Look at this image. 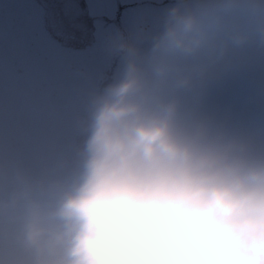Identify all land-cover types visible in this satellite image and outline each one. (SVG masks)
Listing matches in <instances>:
<instances>
[{"label": "flooded vegetation", "instance_id": "flooded-vegetation-1", "mask_svg": "<svg viewBox=\"0 0 264 264\" xmlns=\"http://www.w3.org/2000/svg\"><path fill=\"white\" fill-rule=\"evenodd\" d=\"M259 1L250 12L246 0L108 1L103 15L126 40L176 47L141 55L106 85L124 125L103 141L93 131L12 128L13 86L2 90V76L0 155L4 143L11 153L0 160V264H205L210 234L236 215L251 230L244 264H264ZM81 95L96 103L90 92L72 98ZM54 137L60 146L48 147L60 150L45 155L39 144Z\"/></svg>", "mask_w": 264, "mask_h": 264}, {"label": "rangeland", "instance_id": "rangeland-1", "mask_svg": "<svg viewBox=\"0 0 264 264\" xmlns=\"http://www.w3.org/2000/svg\"><path fill=\"white\" fill-rule=\"evenodd\" d=\"M28 1H32V0H18V3H16L14 5V8L17 7L18 5H20V7H19V9H16L14 11L15 16L20 17V16L24 15L23 8H25V3ZM242 1H244V0H242ZM246 1H248L250 3V6H251V7L247 8L248 12L252 11L253 7L256 6L259 2V0H246ZM59 2H64L67 5V8L65 9V12H64L63 21H62L63 29H65V32H63V34L60 38L64 41H68V38H70V36H76L77 38H82V37L86 36L87 34H89V27H88L89 22L83 16L84 10L81 7L82 4L86 3L85 0H49V3H50V4H48L49 6H47L45 0H36V3H37L40 10L37 8L38 10L36 12H33V13L36 16V18H39L38 15H41V13H43L42 19H44L46 38L47 37L49 38V39H47L49 45L55 46V48H56L57 42H56V38L53 37L55 32H54L52 26L50 25V19H51L50 17H52V13L55 12L57 6L60 7V5L58 4ZM51 4L54 5L53 8H50ZM31 7H32V5H31ZM48 7L50 8V15H48V12H49V10L47 9ZM44 12H45V14H44ZM242 14H247L246 9H242ZM55 16L59 17V13L56 12ZM251 31H253V29H251ZM49 34H50V36H48ZM112 36H113L112 33L107 35L106 32H105V34H103V36H100V38L96 42V47L93 49V52H97V55H99L100 53H102L103 55L106 53L107 54L110 53L112 50L111 46L119 44L118 41H116V42L114 41V37H112ZM44 38H45V34H44ZM89 47H93V46H90V44H87L86 49ZM143 49H145V45L143 42H141V43H136L134 41L131 42L130 50H131V53H133V55H135V53H137ZM57 54H59L58 51H57ZM83 58H84V55L77 56L74 63L79 65L80 59H83ZM104 60H105L104 58L97 56L96 68H91L90 70H87L86 72H84V75H87V73H90L89 75L91 77H94V76L98 77V68L102 66V61H104ZM66 61H67L66 67H71V65H70L71 57L66 58ZM3 101L4 100L0 101V110L4 109ZM10 103H12V101H10ZM88 103H89L88 101H85L83 103V107L85 109L88 107ZM23 108H24V106L22 107V109ZM50 120H53V121L57 120L58 125H63V121L60 118H56L55 112L51 116H49V119L47 121L49 122ZM40 121H43L45 124V126L42 129H44V128L46 129L45 120L40 119ZM105 124H106V122H105ZM65 129L66 130H73L74 128H73V126L67 125ZM95 129L97 130L98 134H104V132L107 131V129L109 130L110 128H104L103 125H99L98 123H96ZM98 148H99V146H98ZM45 150L49 154L52 151V147H47V149H45ZM102 151H104L103 148L101 150V153H102ZM2 153L6 154V155H3V156L0 155V160H3L5 158H7L8 156H10L11 150L7 147L6 143H4L2 145ZM44 154H45V152H44ZM97 159H98V160H96L97 166L98 167L103 166L104 165L103 157L98 156Z\"/></svg>", "mask_w": 264, "mask_h": 264}, {"label": "bare ground", "instance_id": "bare-ground-1", "mask_svg": "<svg viewBox=\"0 0 264 264\" xmlns=\"http://www.w3.org/2000/svg\"><path fill=\"white\" fill-rule=\"evenodd\" d=\"M86 43H89L88 39L82 37L81 46H82V50H83V55H84L85 61L87 63H90L92 66H94L96 68V60L91 59V53H90L89 48L86 49V45H87ZM105 61H106V59L104 61H102V62H105Z\"/></svg>", "mask_w": 264, "mask_h": 264}, {"label": "water", "instance_id": "water-1", "mask_svg": "<svg viewBox=\"0 0 264 264\" xmlns=\"http://www.w3.org/2000/svg\"><path fill=\"white\" fill-rule=\"evenodd\" d=\"M241 252V251H240Z\"/></svg>", "mask_w": 264, "mask_h": 264}]
</instances>
